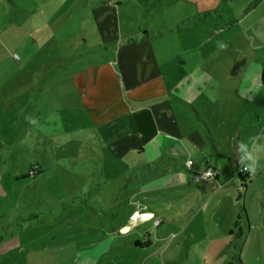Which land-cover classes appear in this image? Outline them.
Wrapping results in <instances>:
<instances>
[{
    "label": "rangeland",
    "instance_id": "obj_1",
    "mask_svg": "<svg viewBox=\"0 0 264 264\" xmlns=\"http://www.w3.org/2000/svg\"><path fill=\"white\" fill-rule=\"evenodd\" d=\"M87 5L0 0V264H264V172L257 178L264 165L246 189L248 228L235 227L241 203L231 165L211 160L224 176L210 189L179 169L181 184L154 193L163 202L147 209L160 227L137 220L117 234L142 198L135 181L148 163L110 151L76 85L78 75L89 78L90 68L114 58ZM110 11L118 36L146 42L170 80L168 94L196 100L213 132L234 129L222 101L233 99L237 77L264 93V0H114ZM190 72L202 88L206 80L226 88L189 93ZM245 127L242 140L255 135Z\"/></svg>",
    "mask_w": 264,
    "mask_h": 264
},
{
    "label": "crops",
    "instance_id": "obj_2",
    "mask_svg": "<svg viewBox=\"0 0 264 264\" xmlns=\"http://www.w3.org/2000/svg\"><path fill=\"white\" fill-rule=\"evenodd\" d=\"M102 1H108V3L97 5ZM113 5L114 0H88L87 9H93L95 16L99 17L98 32L101 39L107 42L106 47L109 46L105 49L111 51L114 58L108 63L90 68L89 75L87 74L89 78L86 75H78L76 85L85 106L92 114L93 121L98 127L99 138L106 143L114 155L121 158L135 152L142 155L148 163L147 166H152L160 159V175L147 178L144 173H140L138 177L140 184L136 193L142 198L140 201L134 202L128 224L119 226L117 234L119 236L129 234L126 232L137 220L142 222L160 220L155 213L147 210L152 203H157L159 200L163 202V199H158L159 195H154V193L181 184L183 176L178 171L179 169H183L190 175L208 167L216 168L218 171L217 166L211 160H218L226 166L231 165V181L239 184L240 188L237 192L236 203H241V207L246 211L245 219L240 220V215L237 216L235 227H239L243 222V225L248 228L247 218L249 215L245 208L246 189L253 182L254 175L248 173L250 179L246 186H243L236 174L238 168L236 161L234 163L228 154L233 151L232 157H235V145L242 140L243 132L246 129L245 125L249 126L248 128L254 126V134L264 132V100H262L264 93L262 94L260 83L246 82L244 76L237 77L235 83L231 85L233 99L222 101L224 104L223 113L225 116L227 115L225 118H229L230 122L235 123L234 129L223 124L224 127L219 129V125H216L217 131L213 132L209 125L201 119L200 113L193 108L192 105L196 100L176 98L168 94L169 91H172L170 80H167L161 68L159 73L153 65L150 49L146 42H141L137 38L124 40L118 36L115 22L110 14ZM147 65H149V70H147ZM167 77H170V74ZM259 77L262 78V71L259 72ZM189 82L190 84L186 85L187 92L192 94H197L201 89L219 88L221 92L226 88L218 83L212 85L209 80H206V86L202 88V82L191 72L189 73ZM262 84H264L263 78ZM152 100L157 101L149 103ZM217 102L220 103V100ZM186 110H190L195 116L196 122L194 123L196 125L188 124ZM205 128H207L215 152L211 150L206 140L207 131ZM216 139L222 141L224 150L219 148ZM193 149L197 151L195 156L189 154ZM180 160H184L185 165H182ZM188 160L193 161L191 168L186 166ZM261 165H264L263 159L260 162V167ZM263 172L264 170L258 171L257 178ZM223 176V172H221V176L218 174L212 184H216ZM209 181H200L207 184L204 186L206 190L210 189ZM233 198H235V194L234 196L230 195V202ZM136 204L139 205V208H136ZM163 205L166 206V204ZM135 212L152 215L153 219H138ZM158 227L160 224L156 228ZM190 259L192 263L198 262L196 256H192Z\"/></svg>",
    "mask_w": 264,
    "mask_h": 264
},
{
    "label": "clouds",
    "instance_id": "obj_3",
    "mask_svg": "<svg viewBox=\"0 0 264 264\" xmlns=\"http://www.w3.org/2000/svg\"><path fill=\"white\" fill-rule=\"evenodd\" d=\"M217 46L221 50L227 47L223 42H218ZM235 154L239 171L255 175L257 169L260 167L261 160L264 159V132L239 141L235 145Z\"/></svg>",
    "mask_w": 264,
    "mask_h": 264
},
{
    "label": "trees",
    "instance_id": "obj_4",
    "mask_svg": "<svg viewBox=\"0 0 264 264\" xmlns=\"http://www.w3.org/2000/svg\"><path fill=\"white\" fill-rule=\"evenodd\" d=\"M107 3H108V1H102V2L98 3L97 5H106ZM262 78L264 79V68L262 69ZM156 101L157 100H152L149 103H153V102H156ZM205 130L207 131V128H205ZM205 136H206V140L208 141V144H209L211 150L213 152H215V150H214L215 148H214V146L212 144V141H211L210 137L208 136V131H207ZM141 170H142V173H144L147 178H153L155 176L160 175V159H158L155 163H153L152 166L144 167ZM237 176L242 181L243 186H246L248 180L250 179V175H244V176L237 175ZM135 182L138 183L139 181L136 180ZM242 218H244V219L246 218V211H245L244 208L241 207L240 220ZM133 246L136 247V248L140 247V245L137 242H134Z\"/></svg>",
    "mask_w": 264,
    "mask_h": 264
},
{
    "label": "built area",
    "instance_id": "obj_5",
    "mask_svg": "<svg viewBox=\"0 0 264 264\" xmlns=\"http://www.w3.org/2000/svg\"><path fill=\"white\" fill-rule=\"evenodd\" d=\"M189 162H191L189 164ZM186 166L188 168H191L193 166V161L192 160H188L186 162ZM236 174L237 175H247V172H241L239 171V169H236ZM218 175V171L214 170V168L208 167L205 170L201 171V172H194L193 177L198 180V181H205V180H212L215 179ZM136 208H139V205L136 204ZM135 216L138 219H143V220H150L153 219L152 215H146V214H138L137 212H135ZM160 224V220H155V225L158 226Z\"/></svg>",
    "mask_w": 264,
    "mask_h": 264
},
{
    "label": "water",
    "instance_id": "obj_6",
    "mask_svg": "<svg viewBox=\"0 0 264 264\" xmlns=\"http://www.w3.org/2000/svg\"><path fill=\"white\" fill-rule=\"evenodd\" d=\"M214 170H216V168H214Z\"/></svg>",
    "mask_w": 264,
    "mask_h": 264
}]
</instances>
